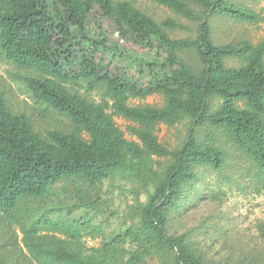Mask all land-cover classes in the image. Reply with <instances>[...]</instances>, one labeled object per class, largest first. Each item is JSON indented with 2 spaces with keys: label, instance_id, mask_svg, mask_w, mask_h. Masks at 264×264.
Masks as SVG:
<instances>
[{
  "label": "trees",
  "instance_id": "trees-1",
  "mask_svg": "<svg viewBox=\"0 0 264 264\" xmlns=\"http://www.w3.org/2000/svg\"><path fill=\"white\" fill-rule=\"evenodd\" d=\"M145 1L197 27L158 21L137 0H0V62L33 101L14 109L0 90V264H264V221L259 244L221 250L194 221L224 186L264 192V37L217 42L212 24L264 22V3ZM106 180L131 184L122 215L106 205ZM87 235L102 238L85 247Z\"/></svg>",
  "mask_w": 264,
  "mask_h": 264
},
{
  "label": "rangeland",
  "instance_id": "rangeland-1",
  "mask_svg": "<svg viewBox=\"0 0 264 264\" xmlns=\"http://www.w3.org/2000/svg\"><path fill=\"white\" fill-rule=\"evenodd\" d=\"M238 1L257 12L261 10L264 3V0ZM137 5H139L143 10L147 11L158 21H161L167 17H173L181 21L182 24L191 25L194 28L197 27L196 24L190 22L186 18L176 15L169 8L159 5L155 2L137 0ZM212 24L214 38L217 42L228 43L237 42L242 39H249L253 43H257L264 37V22L240 23L221 19L214 20ZM192 34H195V30H175L172 32L173 37L176 36L178 38L187 37ZM118 41L119 45L127 50H134L137 52L143 51L142 48L135 44L125 42L124 40ZM15 72L16 68L13 64L5 60L0 62V90L5 89V91L8 93V98H10L11 105L14 107V109L26 110L33 104V101L30 98L28 92L22 86L21 82L14 79L13 74ZM135 73L136 72L133 71L131 72V75ZM144 101L152 104H162V97L160 95H152L147 97ZM144 101L139 99L131 100L133 104H138ZM117 122L122 127V129L125 130L126 136L130 137L129 133L127 132L128 122L122 118H118ZM179 128L185 132V127L179 126ZM175 134V129H167L166 126H162L159 130L161 141L175 143ZM208 181L210 187L214 186V183L210 181L209 177L207 178V182ZM118 182H121V186L116 184L113 186L109 180H106L103 185V191H107L105 194V198L107 200L106 205L111 207V211H113V209H118L119 213L122 215L125 205L127 203H131L133 201V197L128 190V187H130L131 184L128 182H122L120 180L116 181L115 183ZM223 191L227 192V194L223 196L221 201H211L210 198H206V201H204V204L201 206L200 210L197 211L198 215L196 216V219H194L195 224L205 219L206 224H209L211 227L212 230L210 231V236H207L209 239L206 238V242H213L215 248H218L219 250H221V245L223 246V240H231L230 242H235L237 246H248V244L251 242H258L259 244L260 239L258 236L257 225L261 221H264V192L258 194L255 193L251 188L241 190L234 186H224ZM70 195L72 194L70 193ZM78 212L79 211H76L74 214L79 216ZM82 215L85 214L83 213ZM105 216L106 214L103 212L102 214L96 216H93L92 213H88L83 217V219H89V217H92V220L98 223V221ZM117 225L118 220L115 216H112L109 225L107 223L105 233L108 235L112 230L117 228ZM221 227H223V229H227V233L223 236H218V232L214 231H218L216 228ZM14 228L17 230L16 227ZM223 233H225V231L221 232V234ZM21 236L22 234L19 232V238H21ZM101 238V235H96L94 237L87 235L81 239L80 243L85 247L97 246L100 243Z\"/></svg>",
  "mask_w": 264,
  "mask_h": 264
}]
</instances>
